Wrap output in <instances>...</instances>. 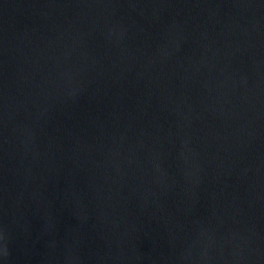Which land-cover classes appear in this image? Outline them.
<instances>
[{
	"label": "water",
	"instance_id": "water-1",
	"mask_svg": "<svg viewBox=\"0 0 264 264\" xmlns=\"http://www.w3.org/2000/svg\"><path fill=\"white\" fill-rule=\"evenodd\" d=\"M0 264H264V0H0Z\"/></svg>",
	"mask_w": 264,
	"mask_h": 264
}]
</instances>
